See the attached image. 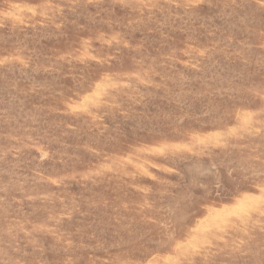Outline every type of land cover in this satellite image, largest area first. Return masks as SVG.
<instances>
[{
  "label": "rangeland",
  "instance_id": "374dc122",
  "mask_svg": "<svg viewBox=\"0 0 264 264\" xmlns=\"http://www.w3.org/2000/svg\"><path fill=\"white\" fill-rule=\"evenodd\" d=\"M0 264H264V0H0Z\"/></svg>",
  "mask_w": 264,
  "mask_h": 264
}]
</instances>
